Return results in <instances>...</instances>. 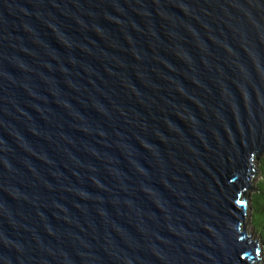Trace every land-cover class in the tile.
Segmentation results:
<instances>
[{"label": "water", "instance_id": "1", "mask_svg": "<svg viewBox=\"0 0 264 264\" xmlns=\"http://www.w3.org/2000/svg\"><path fill=\"white\" fill-rule=\"evenodd\" d=\"M263 154L264 0H0V264L264 263Z\"/></svg>", "mask_w": 264, "mask_h": 264}, {"label": "trees", "instance_id": "2", "mask_svg": "<svg viewBox=\"0 0 264 264\" xmlns=\"http://www.w3.org/2000/svg\"><path fill=\"white\" fill-rule=\"evenodd\" d=\"M261 173V179L257 184V193L251 196L252 203V216L259 225V229L264 241V158L260 160L259 167Z\"/></svg>", "mask_w": 264, "mask_h": 264}, {"label": "rangeland", "instance_id": "3", "mask_svg": "<svg viewBox=\"0 0 264 264\" xmlns=\"http://www.w3.org/2000/svg\"><path fill=\"white\" fill-rule=\"evenodd\" d=\"M262 158H264V154L260 157V159L255 164L257 168V175L255 176V179L253 180V183H252L253 189H251L249 192L250 198L251 196L257 193V184L259 183L261 179V173L258 167H259L260 160ZM251 213H252V210L250 211V215H248L247 222H246V226L248 228V235L250 236L252 240H256V241L258 240V242L260 243L262 252L259 258H261L262 262H264V241L262 240V236H261L262 232H260L259 225H257ZM259 264H264V263H259Z\"/></svg>", "mask_w": 264, "mask_h": 264}, {"label": "snow or ice", "instance_id": "4", "mask_svg": "<svg viewBox=\"0 0 264 264\" xmlns=\"http://www.w3.org/2000/svg\"><path fill=\"white\" fill-rule=\"evenodd\" d=\"M241 203L243 204V203H245V202L242 201Z\"/></svg>", "mask_w": 264, "mask_h": 264}]
</instances>
